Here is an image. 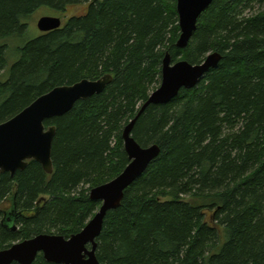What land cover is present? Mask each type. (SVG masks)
<instances>
[{
  "label": "trees",
  "instance_id": "16d2710c",
  "mask_svg": "<svg viewBox=\"0 0 264 264\" xmlns=\"http://www.w3.org/2000/svg\"><path fill=\"white\" fill-rule=\"evenodd\" d=\"M87 3L14 46L8 66L34 12ZM179 35L176 0H0V124L55 87L112 77L44 122L55 127L50 175L30 161L0 176V251L78 234L100 208L90 190L129 163L122 132L160 85L165 55L196 65L218 53L195 88L136 119L132 138L159 155L107 213L95 254L99 264H264V0H213L183 49Z\"/></svg>",
  "mask_w": 264,
  "mask_h": 264
},
{
  "label": "water",
  "instance_id": "95a60500",
  "mask_svg": "<svg viewBox=\"0 0 264 264\" xmlns=\"http://www.w3.org/2000/svg\"><path fill=\"white\" fill-rule=\"evenodd\" d=\"M213 0H176V12L180 35L176 46L183 49L190 41L199 16ZM40 33H48L61 27L58 17H41L36 24ZM221 56L210 53L200 64L187 61L171 63L170 56L162 61L160 85L147 98L137 117L122 132L123 150L128 165L112 181L93 188L89 192L92 201L100 202V208L86 226L75 235L65 239L58 235L40 234L31 239L13 244L0 251V264H33L38 255L50 264H99L96 258V239L99 237L108 212L117 209L124 191L142 177L148 166L158 157L156 145L140 147L131 136L136 119L150 105H165L176 98L181 90H191L212 68ZM112 77L105 75L99 80H82L73 85L53 88L35 99L28 107L0 124V176L26 168L27 163H38L50 175L52 141L55 127L45 128L44 122L69 113L74 105L98 95L111 83ZM10 224V219H7ZM12 231L16 228L11 226Z\"/></svg>",
  "mask_w": 264,
  "mask_h": 264
},
{
  "label": "rangeland",
  "instance_id": "374dc122",
  "mask_svg": "<svg viewBox=\"0 0 264 264\" xmlns=\"http://www.w3.org/2000/svg\"><path fill=\"white\" fill-rule=\"evenodd\" d=\"M88 5L89 4L87 3V4H79L75 6H70V7H67L63 13H58L48 8H40L39 10L34 12L26 22L27 32H26L24 39L19 40V41H13L10 46L11 52L8 58V66L11 65L16 60V56L14 55V52L12 50L14 46H20L26 40L33 39L41 34L36 27L37 21L41 17L43 16L58 17L61 20V27H62L69 18L81 17L85 15L87 12Z\"/></svg>",
  "mask_w": 264,
  "mask_h": 264
},
{
  "label": "bare ground",
  "instance_id": "6f19581e",
  "mask_svg": "<svg viewBox=\"0 0 264 264\" xmlns=\"http://www.w3.org/2000/svg\"><path fill=\"white\" fill-rule=\"evenodd\" d=\"M98 212V211H97ZM93 218V217H92Z\"/></svg>",
  "mask_w": 264,
  "mask_h": 264
}]
</instances>
